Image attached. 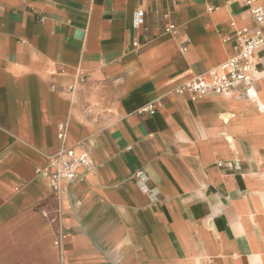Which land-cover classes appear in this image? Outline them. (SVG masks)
<instances>
[{"label": "crops", "instance_id": "0c3cea01", "mask_svg": "<svg viewBox=\"0 0 264 264\" xmlns=\"http://www.w3.org/2000/svg\"><path fill=\"white\" fill-rule=\"evenodd\" d=\"M245 28L239 0H0V264L59 233L67 264H264V49L255 99L177 92ZM60 125L92 166L57 192Z\"/></svg>", "mask_w": 264, "mask_h": 264}, {"label": "built area", "instance_id": "2783aa9c", "mask_svg": "<svg viewBox=\"0 0 264 264\" xmlns=\"http://www.w3.org/2000/svg\"><path fill=\"white\" fill-rule=\"evenodd\" d=\"M251 8V15L256 23L254 29H242L238 31V46L236 55L212 69L207 75L198 76L186 82L178 88L179 93H189L194 98L200 99L209 95L224 97L233 96L238 90L243 89L248 98L255 99L257 91L254 86V55L259 49H264V0H239ZM145 24V12L137 10L134 13L132 27L137 30ZM176 26L172 25L166 29V33H174ZM138 47V44H135ZM155 105H150L140 113H153ZM59 139L63 145L48 165L37 172L48 178L51 186L57 192L76 179L80 178L85 171L92 166L91 154L85 146L80 151L69 146L65 140V126L59 127ZM143 172L136 174V178H142ZM64 240L59 233L55 245L61 248Z\"/></svg>", "mask_w": 264, "mask_h": 264}, {"label": "rangeland", "instance_id": "374dc122", "mask_svg": "<svg viewBox=\"0 0 264 264\" xmlns=\"http://www.w3.org/2000/svg\"><path fill=\"white\" fill-rule=\"evenodd\" d=\"M54 252H55V255L57 256V254H59V258H60V260H59V262L57 263V264H67L66 262H64L65 260H64V258L62 257V255H63V253H62V248H55V250H54Z\"/></svg>", "mask_w": 264, "mask_h": 264}]
</instances>
